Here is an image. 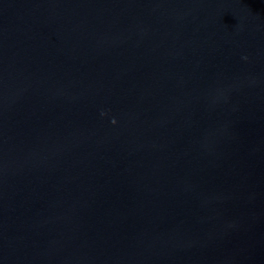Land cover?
<instances>
[{
  "label": "water",
  "instance_id": "obj_1",
  "mask_svg": "<svg viewBox=\"0 0 264 264\" xmlns=\"http://www.w3.org/2000/svg\"><path fill=\"white\" fill-rule=\"evenodd\" d=\"M0 264H264V0H0Z\"/></svg>",
  "mask_w": 264,
  "mask_h": 264
}]
</instances>
